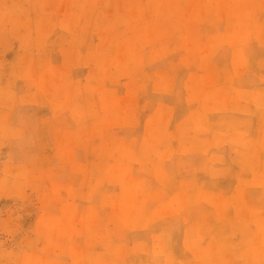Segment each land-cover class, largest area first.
Segmentation results:
<instances>
[{
    "label": "rangeland",
    "instance_id": "obj_1",
    "mask_svg": "<svg viewBox=\"0 0 264 264\" xmlns=\"http://www.w3.org/2000/svg\"><path fill=\"white\" fill-rule=\"evenodd\" d=\"M263 7L0 0V264H264Z\"/></svg>",
    "mask_w": 264,
    "mask_h": 264
},
{
    "label": "bare ground",
    "instance_id": "obj_2",
    "mask_svg": "<svg viewBox=\"0 0 264 264\" xmlns=\"http://www.w3.org/2000/svg\"><path fill=\"white\" fill-rule=\"evenodd\" d=\"M54 2H55V1H54ZM237 2H238V0H237ZM244 3H245V2H244ZM209 4H210V3H209ZM224 5H227V3H225ZM234 5H236V4H234ZM238 5H239V4L237 3L236 6H238ZM258 6H259V5H258ZM259 7H260V6H259ZM230 8H232V7H230ZM263 8H264V7H263ZM249 9H250V8H249ZM249 9H248V10H249ZM255 9H256V8H255ZM259 9H261V7H260ZM228 10L230 11V12L228 11L229 13L233 12L232 9H228ZM238 10H239V8H238ZM241 10H242L243 12H242ZM241 10H240V12H242L243 15H244V8H241ZM250 10H251V9H250ZM252 10H253V9H252ZM252 10H251L250 12H252ZM257 11H258V9H257ZM261 11H263V10H261ZM236 12H237V11H236ZM238 12H239V11H238ZM238 12H237V16H236V17H239V16H238ZM240 12H239V13H240ZM246 12H248V11H246ZM258 12H259V11H258ZM136 13H138V12H137V11L134 12V15H135ZM255 13H256V12H255ZM246 14H248V13H245V15H246ZM250 14L252 15V13H250ZM156 15H157V14H156ZM240 15H241V13H240ZM110 16H111V15H110ZM116 16H117V15H116ZM258 16H259V15H258ZM260 16H261V15H260ZM106 17H107V16H106ZM136 17H137V16H136ZM142 17H143V16H142ZM240 17H241V16H240ZM253 17H254V16H253ZM243 18H244V17H243ZM115 19H116V18H115ZM115 19H114V20H115ZM236 19H237V18H236ZM240 19H241L240 21H242V17H241ZM255 19H256V17H255ZM252 20H253V19H252ZM244 21H245V20H244ZM258 21H259V18H258ZM234 22H235V21H234ZM237 22H238V21H237ZM245 22H246V21H245ZM255 22H256V20H255ZM115 23H116V22H115ZM137 23H138V22H137ZM238 23H239V22H238ZM238 23H236L237 27H238V25L240 24V23H239V24H238ZM243 23H244V22H243ZM249 23H250V22H249ZM253 23H254V22H253ZM111 24H112V23H111ZM113 24H114V23H113ZM130 24H131V23H130ZM139 24H140V23H139ZM141 24H142V22H141ZM241 24H242V23H241ZM241 24H240V25H241ZM256 24H257V23H256ZM263 24H264V23H263ZM135 25H136V24H135ZM236 25L234 24V27H232V28H236V27H235ZM251 25H252V27H253V24H251ZM251 25H250V26H251ZM258 25H259V24H258ZM261 25H262V24H261ZM247 26H249V25H246V27H245L244 24H243L244 29H245V28H248ZM256 26H257V25H256ZM142 27H143V25H142ZM258 27H259V26H258ZM149 28H150V27H149ZM240 28H242V25H241ZM249 28H250V27H249ZM147 29H148V28H147ZM242 29H243V28H242ZM242 29H240V30L242 31ZM250 29H251V28H250ZM250 29H249V30H250ZM145 30H146V29H145ZM238 30H239V29H236V32H237ZM247 30H248V29H246L245 32H246ZM251 30H252V29H251ZM148 31H149V30H148ZM241 31H238L237 33H240V34H247V32H246V33H243V32L241 33ZM248 32H250V31H248ZM112 33H113V32H112ZM232 34H233V33H232ZM232 34H231V36H232ZM262 34H263V33H262ZM235 35H236V34H235ZM248 35H249V34H248ZM260 35H261V34H260ZM233 36H234V34H233ZM233 36H232L231 38H233ZM258 36H259V35H258ZM239 37H240V36H239ZM244 37H245V36L243 35L242 38L244 39ZM249 38H250V37H249ZM251 38H252V37H251ZM236 39L240 40L239 38H236ZM236 39H235V42L233 41V43L238 42V41H236ZM243 39H241V40L243 41ZM257 39H259V37H258ZM257 39H256V40H257ZM145 40H146V39H145ZM147 40H150V39H147ZM263 40H264V39H262V41H263ZM230 41H231V40H230ZM257 41H258V40H257ZM260 41H261V40H260ZM142 42H143V41H142ZM144 42H145V41H144ZM231 42H232V41H231ZM258 42H259V41H258ZM140 43H141V42H140ZM148 44H149V43H148ZM229 45H230V44H229ZM236 46H237V45H236ZM239 46H241V45H239ZM242 46H243V45H242ZM247 46H248V45H247ZM229 47H230V46H229ZM231 47H232V46H231ZM233 47H235V46L233 45ZM105 48H106V47H105ZM140 49H141V48H140V46H139V50H140ZM230 49H231V48H230ZM101 50H103V49H101ZM256 51H257V49H256ZM263 51H264V50H263ZM243 54H244V53H243ZM89 56H92V55H89ZM243 56H244V55H243ZM88 58H89V57H88ZM88 58H87V59H88ZM90 58H91V57H90ZM245 58H246V57H245ZM87 59L85 58V59H82V60H87ZM175 60H176V59H175ZM230 60H231V59H230ZM246 60H247V59H246ZM184 61H186V60H183L182 63H184ZM87 62H88V61H87ZM105 62H106V61H105ZM109 62H110V61H109ZM109 62H108V63H109ZM257 62H258V61H257ZM177 63H180V62L177 61ZM185 63H186V62H185ZM226 63H227V62H226ZM235 64H236V63H235ZM166 65H168V61H167V64H166ZM231 65H232V64H231ZM169 66H170V65H169ZM169 66H168V67H169ZM212 66H213V65H212ZM212 66H211V67H212ZM163 67H164V66H163ZM165 67H166V66H165ZM168 67H167V68H168ZM232 67H233V65H232ZM244 67H245V66H243V68H244ZM167 68H165V69H167ZM209 68H210V67H209ZM209 68H208V71L210 72V69H209ZM258 68H259V67H258ZM241 69H242V68H241ZM235 70H236V69H235ZM245 70H246V69H245ZM259 70H260V69H259ZM211 71H212V69H211ZM213 71H214V68H213ZM213 71H212V76H213L212 78L215 77V76L213 75L215 72L213 73ZM100 72H101V71H100ZM235 72H236V71H235ZM106 73H107V72H106ZM158 73H159V72L157 71V74H158ZM217 73H218V72H217ZM217 73H216L215 75H217ZM227 73H228V72H227ZM96 74H97V73H96ZM161 74L163 75V73H159V76H162ZM200 74H201V73H200ZM204 74H205V73H204ZM204 74H203V75H204ZM209 74H210V73H209ZM224 74H225V73H224ZM233 74H234V73H233ZM233 74H232V75H233ZM237 74H238V73H237ZM240 74H241V73H240ZM240 74H239V75H240ZM248 74H249V73H248ZM93 75H94V74H93ZM105 75H106V74H105ZM210 75H211V74H210ZM210 75H209V76H210ZM235 75H236V74H235ZM235 75H234V76H235ZM249 75H250V74H249ZM254 75H255V74H254ZM254 75L252 74L251 76H254ZM96 76L99 77V74H97ZM96 76L94 75V77H96ZM100 76H102V75H100ZM247 76H248V75H247ZM94 77H93V78H94ZM199 77H200V78H198L197 81H198L199 79H201V76H199ZM202 77H203V76H202ZM169 78H171V77H169ZM205 78H206V77H205ZM207 78H208V77H207ZM210 78H211V77H210ZM210 78H208V79H210ZM212 78H211V79H212ZM254 78H255V76H254ZM94 79H95V78H94ZM94 79H93V80H94ZM167 79H168V78H167ZM167 79L165 78L166 81H167ZM202 79H203V78H202ZM216 79H217V78H216ZM100 80H101V79H100ZM155 80H156V78H155ZM159 80H160V78H159ZM162 80H163V76H162ZM165 80H164L163 83H161L160 85L164 86V85H165L164 83L166 82ZM171 80H172V79H171ZM187 80H188V79H187ZM190 80H191V79H190ZM192 80H193V79H192ZM192 80H191V83H192V84L189 85L190 87H191V85H193V84H198V85H199V84L201 83V82H200L201 80L198 81L199 83H198L197 81H196L195 83H193ZM195 80H196V79H195ZM96 81H97V80H96ZM157 81H158V80H157ZM157 81H156V82H157ZM168 81L170 82L169 79H168ZM175 81H176V80H175ZM193 81H194V80H193ZM203 81H205V80L203 79ZM217 81H218V80H217ZM224 81H225V80H224ZM156 82H154L153 85H157V84L159 85V82H158L157 84H156ZM169 82H166V83L169 84ZM209 82H210V81H209ZM226 82H228V81L226 80ZM226 82H225V83H226ZM171 83H173V81H172ZM171 83H170V84H171ZM182 83H184V82H182ZM203 83H204V82H202V85H203ZM205 83H206V82H205ZM219 83H221V82H219ZM225 83H223V84H225ZM96 84H97V83H96ZM163 84H164V85H163ZM175 84H176V83H175ZM184 84H185V83H184ZM187 84H188V83H187ZM251 84H253V83H251ZM251 84H250V85H251ZM257 84H258V83H257ZM178 85L180 86V84H178ZM207 85H208V81H207ZM216 85H217V84H216ZM219 85H220V84H219ZM253 85H254V84H253ZM261 85H262V84H261ZM85 86H86V85H85ZM166 86H167V85H166ZM170 86H172V84H171ZM86 87H87V86H86ZM95 87L97 88V86H95ZM95 87H94V88H95ZM193 87H194V86H193ZM197 87H198V86H197ZM199 87H200V85H199ZM233 87H234V86H233ZM163 88H165V87H163ZM169 88H170V87H169ZM191 88H192V87H191ZM259 88H262V87H259ZM172 89H173V88H172ZM193 89H194V88H193ZM193 89H192V90H193ZM252 89H253V87H252ZM263 89H264V88H263ZM263 89H261L260 91H262ZM93 90H94V89H93ZM194 90H195V89H194ZM194 90H193V91H194ZM238 90H239V91H238ZM240 90H241V89H237V92H240ZM165 91H167L166 88H165ZM190 91H191V90H189L188 94L190 93ZM246 91L249 92V90H246ZM196 92H197V91H196ZM250 93H251V92H250ZM165 94H166V93H165ZM242 94H243V93H242ZM189 95H190V94H189ZM250 95H252V93H251ZM238 96H240L239 93H238ZM248 96H249V95H248ZM188 98H189V97H188ZM188 98H186V99H188ZM197 98H198V97H197ZM200 98H201V97H200ZM200 98H199V99H200ZM248 98H249V97H248ZM250 98H251V97H250ZM250 98H249V100H250ZM193 99H194V97H193ZM202 99H203V98H202ZM202 99H200V100H202ZM205 99H206V98H205ZM212 99H213V98H212ZM214 99H216V98H214ZM214 99H213V100H214ZM239 99H240V98H239ZM251 99H253V97H252ZM219 100H220V98H219ZM234 100H236V99H234ZM253 100H254V99H253ZM194 101H196V98H195ZM215 101H216V100H215ZM237 101H238V100H237ZM239 101L241 102V99H240ZM242 101H243V99H242ZM198 102H199V101H198ZM201 102H202V101H201ZM207 102H208V101H207ZM211 102H212V101H211ZM217 102H218V101H217ZM205 103H206V102H205ZM213 103H214V102H213ZM236 103H237V102H236ZM244 103H245V102H244ZM249 103H251V102H249ZM131 104H132V103H131ZM186 104H187V103H186ZM188 104H190V103H188ZM206 104H207V103H206ZM206 104H205V107H206ZM214 104H215V103H214ZM214 104H213V106H214ZM238 104H239V103H238ZM240 104L242 105L243 103H240ZM245 104H246V103H245ZM245 104H244V105H245ZM192 105H193V104H192ZM199 105H200V103H199ZM199 105H197V107H198ZM215 105H216V104H215ZM218 105H220L219 102H218ZM249 105H250V104H249ZM251 105H252V104H251ZM252 106H254V105H252ZM195 107H196V105H195ZM203 107H204V104H203ZM203 107H202V108H203ZM205 107H204V108H205ZM261 107H262V106H261ZM261 107H260V108H261ZM130 108H132V107H130ZM202 108H201V109H202ZM206 108H207V107H206ZM206 108H205V110H206ZM240 108H241V107H240ZM240 108H239V109H240ZM209 109H210V108H209ZM257 109H258V107H257ZM162 110H164V107H162ZM162 110L159 109L160 113H161V112H164V111H162ZM248 110H249V109H248ZM159 111H158V113H159ZM170 111H171V110H170ZM208 112H209V111H208ZM236 112H237V111H236ZM241 112H242V111H241ZM246 112H247V111H246ZM212 113H213V112H212ZM230 113H231V112H230ZM250 113H251V112H250ZM161 114H162V113H161ZM165 114H166V111H165ZM165 114H164V115H165ZM224 114H226V113H224ZM235 114H237V113H235ZM246 114H247V113H246ZM159 115H160V114H159ZM167 115H168V112H167ZM167 115H166V117H167ZM217 115H218V114H217ZM230 115H231V114H230ZM240 115H243V114H240ZM240 115H239V116H240ZM169 116H171V115H169ZM189 116H190V115H189ZM155 117H156V116H155ZM171 117H172V116H171ZM213 117H214V116H213ZM218 117H219V115H218ZM221 117H222V116H221ZM231 117H233V116H231ZM241 117H242V116H241ZM158 118H159V117H158ZM211 118H212V117H211ZM219 118H220V117H219ZM223 118H226L225 115H224ZM243 118H244V117H243ZM253 118H254V117H253ZM156 119H157V118H156ZM163 119H164V118H163ZM163 119H162V121H163ZM236 119H237V118H236ZM239 119H240V118H239ZM245 119H246V118H245ZM249 119H250V118H249ZM165 120H167V119H165ZM165 120H164V121H165ZM226 120H227V118H226ZM243 120H244V119H243ZM246 120H247V119H246ZM152 121H153V119H152ZM164 121H163V122H164ZM211 121H212V120H211ZM214 121H215V118H214ZM214 121H213V122H214ZM223 121H224V120H223ZM250 121H251V120H250ZM250 121H249V122H250ZM153 122H154V121H153ZM169 122H170V121H169ZM169 122H168V123H169ZM213 122H212V123H213ZM220 122H222V121H220ZM253 122H254V121H253ZM210 123H211V122H210ZM218 123H219V122H218ZM218 123H216V124H218ZM258 123H259V122H258ZM149 124H150V123H149ZM214 124H215V123H214ZM223 124H225V121H224ZM226 124H227V123H226ZM244 124H247V125H248L247 121L244 122ZM254 124H255V123H254ZM87 125H89V124H87ZM87 125H86V126H87ZM220 125H222V124H219L218 126H220ZM237 125H238V123H237ZM249 125H250V124H249ZM151 126H152V125H151ZM168 126H170V125H168ZM214 126H215V125H214ZM244 126H245V125H244ZM152 127H154V126H152ZM155 127H156V126H155ZM234 127H236V126H234ZM216 128H217V127H216ZM237 129H238V128H237ZM260 129H261V128H260ZM88 130H90V129H88ZM156 130H157V129H156ZM168 130H169V129H168ZM256 130H257V129H256ZM85 131H86V129H85ZM209 131H210V130H209ZM235 131H236V130H235ZM237 131H238V130H237ZM239 131H241V130H239ZM242 131H243V130H242ZM218 132H219V131H218ZM221 132H222V131H221ZM221 132H220V133H221ZM258 132H261V131H258ZM213 133H214V131H213ZM222 133H223V132H222ZM247 133H248V132H247ZM208 134H209V133H208ZM215 134H216V133H215ZM217 134H219V133H217ZM239 134H240V133H239ZM225 135H226V134H225ZM244 135H245V134H244ZM257 135H258V134H257ZM257 135H256V137H257ZM212 136H213V134H212ZM227 136L229 137V134H228ZM239 136H240V135H239ZM242 136H243V135H242ZM235 137L238 138L237 135H236ZM258 137H259V135H258ZM215 138H216V136H215ZM215 138H214V139H215ZM242 138H243V137H242ZM242 138H241V139H242ZM110 139H111V138H110ZM214 139H213V140H214ZM235 139H236V138H235ZM235 139H234V140H235ZM241 139H240V140H241ZM243 139H244V138H243ZM213 140H212V141H213ZM246 140H247V139H246ZM105 141H106V140H105ZM110 141H111V140H110ZM204 141H205V140H204ZM253 141H254V140H253ZM255 141H256V140H255ZM207 142H208V141H207ZM228 142H229V141H228ZM257 142H258V140H257ZM164 143H165V142H164ZM164 143H163V145H164ZM258 143H259V142H258ZM258 143H257V144H258ZM260 143H264V142L261 141ZM147 144H148V143H147ZM152 144H153V143H152ZM154 144H155V143H154ZM167 144H169V143H167ZM171 144H172V143H171ZM200 144H201V143H200ZM208 144H209V142H208ZM104 145H105V144H104ZM104 145H103V146H104ZM159 145H160V144H159ZM236 145H238V144H236ZM139 146H140V145H139ZM169 146L171 147L172 145H169ZM169 146H168V147H169ZM209 146H210V145H209ZM222 146H223V145H222ZM258 146H259V145H258ZM119 147H120V146H119ZM143 147H144V146H143ZM151 147H152V146H151ZM154 147H155V146H154ZM164 147H165V145H164ZM164 147H163V148H164ZM214 147H215V146H214ZM261 147H262V146H261ZM152 148H153V147H152ZM200 148H201V147H200ZM219 148H220V147H219ZM125 149H126V148H125ZM171 149H172V147H171ZM204 149H205V148H204ZM216 149H217V148H216ZM251 149H252V148H251ZM253 149H254V147H253ZM253 149H252V150H253ZM262 149H263V148H262ZM105 150H107V149H105ZM127 150H129V149H127ZM127 150H126V151H127ZM144 150H146V149H144ZM155 150H156V149H155ZM155 150H154V151H155ZM172 150H173V149H172ZM230 150H232V149H230ZM260 150H261V148H260ZM119 151H120V150H119ZM119 151H118V152H119ZM126 151H125V152H126ZM132 151H133V150H131V151H129V152L131 153ZM138 151H139V150H138ZM141 151H142V150H141ZM173 151H175V150H173ZM216 151H217V150H216ZM255 151H256V150H255ZM107 152H108V151H107ZM145 152H146V151H145ZM151 152H152V151H151V149H150V154H151ZM170 152H171V151H170ZM199 152H200V151H199ZM218 152H219V150H218ZM218 152H217V153H218ZM227 152H229V151H227ZM108 153H109V152H108ZM126 153H128V151H127ZM130 153H129V154H130ZM195 153H197V152H195ZM195 153H193V154H195ZM219 153H220V152H219ZM158 154H159L158 156L160 157V155L163 154V152H162V153L159 152ZM164 154H165V153H164ZM214 154H216V153H214ZM214 154H213V155H214ZM222 154H223V153H222ZM222 154H221V155H222ZM236 154H237V153H236ZM131 155H132V154H131ZM131 155H129V156H131ZM133 155H134V154H133ZM133 155H132V156H133ZM169 155H170V154H169ZM175 155H176V154H175ZM228 155H229V153H228ZM129 156L126 157V155H125L124 158H130ZM132 156H131V157H132ZM153 156H154V155H153ZM153 156H152V157H153ZM176 156H178V155H176ZM179 156H180V155H179ZM229 156H230V155H229ZM107 157H108V156H107ZM134 157H135V156H134ZM134 157H132V159H134ZM162 157H163V156H162ZM162 157H160V158L162 159ZM165 157H166V155H165ZM187 157H188V154H187ZM96 158H97V157H96ZM100 158H101V157H100ZM118 158H119V157H118ZM124 158H122V159H124ZM142 158H143V157H142ZM150 158H151V156H150ZM154 158H155V157H154ZM209 158L211 159V157H209ZM209 158H208V160H210ZM215 158H216V156H215ZM219 158H220V157H219ZM98 159H99V157H98ZM135 159H136V157H135ZM135 159H134V160H135ZM152 159H153V158H152ZM195 159H196V158H195ZM212 159H213V158H212ZM231 159H232V158H231ZM100 160H101V159H100ZM100 160H99V161H100ZM130 160H131V158H130ZM134 160H133V162H134ZM149 160H151V159H149ZM163 160H164V159H163ZM175 160H176V159H175ZM97 161H98V160H97ZM139 161H140V160H139ZM182 161H183V160H182ZM188 161H189V160H188ZM217 161H219V159H218ZM133 162H132V163H133ZM140 162H142V161H140ZM158 162H159V161H158ZM164 162H165V161H164ZM184 162H185V161H184ZM213 162H214V161H213ZM98 163H100V162H98ZM128 163H129V159H128ZM136 163H137V162H136ZM208 163H209V162H208ZM210 163H211V162H210ZM222 163H224V162L222 161ZM109 164H110V162H109ZM111 164H115V163H111ZM133 164H134V163H133ZM160 164H161V162H160ZM162 164H163V163H162ZM185 164H186V163H185ZM124 165H125V164H124ZM213 165H214V163H213ZM223 165H224V164H223ZM137 166H138V165H137ZM137 166H136V168H137ZM152 166H153V165H152ZM158 166H159V165H157V167H158ZM165 166H167V165H165ZM190 166H191V165H190ZM228 166H229V165H228ZM123 167L126 168V166H123ZM123 167H122V168H123ZM109 168H110V167H109ZM112 168H113V167H112ZM128 168H129V167H128ZM140 168H142V167H140ZM140 168H139V169H140ZM167 168H168V167H167ZM167 168H166V169H167ZM233 168H235V167H233ZM236 168H237V167H236ZM143 169H144V168H143ZM143 169H141V170H143ZM162 169H163V168H162ZM192 169H193V167H192ZM97 170H98V168H97ZM101 170H102V169H101ZM130 170H131V169H130ZM137 170H138V169H137ZM152 170H153V168H152ZM152 170H151V171H152ZM173 170H174V169H173ZM181 170H182V169H181ZM135 171H136V170H135ZM143 171H144V170H143ZM190 171H191V170H190ZM109 172H110V171H109ZM118 172H119V171H118ZM138 172H139V171H138ZM165 172H166V171H165ZM168 172H169V170H168ZM180 172H181V171H180ZM141 173H142V171H141ZM156 173H157V172H156ZM156 173L154 172V175H156ZM160 173H161V171H160ZM181 173H182V172H181ZM192 173H193V172H192ZM192 173H191V174H192ZM100 174H101V173H100ZM135 174H136V173H135ZM150 174H151V172H150ZM169 174H170V173H169ZM173 174H174V173H173ZM243 174H244V173H243ZM166 175H167V174H166ZM171 175H172V174H171ZM174 175H175V174H174ZM196 175H197V173H196ZM206 175H207V174H206ZM158 176H159V175H158ZM161 176H162V175H160L159 177L162 179ZM180 176H181V175H180ZM194 176H195V174H194ZM131 177H132V175H131ZM133 177H134V176H133ZM156 177H157V176H156ZM159 177H157V178H159ZM196 177H197V176H196ZM160 178H159L160 182H161V181L163 182V180H161ZM166 178H167V177H166ZM176 178H178V177H176ZM179 178H180V177H179ZM254 178H255V177H254ZM256 178H257V177H256ZM260 178H261V177H260ZM108 179H109V178H108ZM135 179L137 180L138 178L136 177ZM140 179H141V177H140ZM168 179H169V178H168ZM168 179H167V180H168ZM172 179H173V178H172ZM197 179H198V178H197ZM207 179H208V178H207ZM214 179H215V178H214ZM214 179H213V180H214ZM115 180H116V179H115ZM115 180H114V181H115ZM141 180H145V179L142 178ZM141 180H139V182H144V181H141ZM146 180H147V179H146ZM156 180H157V179H156ZM170 180H171V179H170ZM174 180H175V178H174ZM174 180H173V181H174ZM193 180H194V179H193ZM210 180H211V179H210ZM216 180H217V178L215 179V181H216ZM219 180H220V179H219ZM255 180H256L255 182H258L257 179H255ZM108 181H110V180H108ZM111 181H112V180H111ZM157 181H158V180H157ZM182 181H183V180H182ZM119 182H120V181H119ZM150 182H152V181H150ZM158 182H159V181H158ZM253 182H254V181H253ZM253 182H252V183H253ZM110 183H114V182H110ZM117 183H118V182H117ZM123 183H124V182H123ZM131 183H132V182H131ZM133 183H135V182L133 181ZM145 183H146V182H145ZM145 183H144V184H145ZM182 183H183V182H182ZM196 183H197V182H196ZM203 183H204V182H203ZM203 183H202V184H203ZM209 183H210V182H209ZM213 183H214V181H213ZM213 183H212V184H213ZM215 183H216V182H215ZM222 183H223V182H222ZM118 184H119V183H118ZM149 184H150V183H149ZM205 184H206V183H205ZM232 184H233V183H232ZM254 184H256V183H254ZM107 185H108V184H107ZM107 185L105 184V186H107ZM136 185H137V184H136ZM155 185H156V184H155ZM172 185H173V184H172ZM172 185H171V186H172ZM192 185H193V188H195V187H194V183H193ZM192 185H191V186H192ZM233 185H234V184H233ZM250 185H252L251 182H250ZM256 185H257V184H256ZM108 186H109V185H108ZM146 186H148V184H147ZM208 186H209V185H208ZM210 186H211V185H210ZM210 186H209V187H210ZM235 186H237V185H235ZM109 187H110V186H109ZM113 187H114V185H113ZM131 187H132V185H131ZM144 187H145V186H144ZM144 187H143V188H144ZM227 187H228V185H227ZM229 187H232V186H229ZM229 187H228V188H229ZM256 187H257V186H256ZM258 187H259V186H258ZM147 188H148V187H147ZM182 188H183V187H181L180 189H182ZM212 188H213V187H212ZM224 188H225V187H224ZM228 188H227V189H228ZM183 189H184V188H183ZM216 189H218V188H216ZM227 189H225V190H227ZM231 189H232V188H231ZM235 189H237V188L235 187ZM142 190H143V189H142ZM145 190H146V189H145ZM145 190H143V192H144ZM147 190H148V189H147ZM149 190H150V189H149ZM149 190H148V191H149ZM201 190H202V189H201ZM203 190H204V189H203ZM137 191H138V190H137ZM148 191H146V192H148ZM236 191H237V190H236ZM180 192H181V190H180ZM192 192H193V191H192ZM216 192H217V191H216ZM169 193H170V192H169ZM175 193H176V192H175ZM175 193H174V194H175ZM226 193H227V192H226ZM235 193H236V192H235ZM174 194H173V195H174ZM199 194H200V193H199ZM181 195H182V194H181ZM183 195H184V194H183ZM183 195H182V196H183ZM189 195H191V193H189ZM211 195H212V194H211ZM222 195H223V193H222ZM138 196H139V194H138ZM140 196H141V195H140ZM178 196H179V195H178ZM215 196H216V195H215ZM96 197H97V196H96ZM136 197H137V195H136ZM141 197H142V196H141ZM183 197H184V196H183ZM189 197H190V196H189ZM216 197H218V196H216ZM225 197H226V196H225ZM225 197H224V198H225ZM98 198H99V197H98ZM114 198H116V197H114ZM114 198H113V199H114ZM137 198H138V197H137ZM191 198H192V197H191ZM224 198H222V200H224ZM226 198H228V196H227ZM238 198H239V197H237V199H238ZM113 199H112V200H113ZM147 199H148V198H147ZM147 199H146V200H147ZM180 199H181V200H180ZM180 199L177 198V200H178L179 202H182V201L184 200V199H182V198H180ZM187 199H188V198H187ZM209 199H210V198H209ZM229 199H230V198H229ZM237 199H236V200H237ZM97 200H98V199H97ZM165 200H166V199H165ZM177 200H176V202H178ZM210 200H211V199H210ZM216 200H217V198H216ZM222 200H220L221 203H222ZM188 201H189V200H188ZM188 201H187V200H186V201L184 200L185 203H187ZM237 201H238V200H237ZM148 202H149V201H148ZM163 202H164V201H163ZM165 202H166V201H165ZM174 202H175V201H174ZM176 202H175V203H176ZM189 202H190V201H189ZM189 202H188V203H189ZM220 202H219V203H220ZM96 203H98V202H96ZM115 203H116V202H115ZM185 203H184V204H185ZM236 203H237V202H236ZM153 204H154V202H153ZM166 204L169 205V208H170L171 205H172V204L170 205V203H166ZM98 205H100V204H98ZM138 205H139V203H138ZM147 205H149V203H148ZM151 205H152V203H151ZM163 205H164V204H163ZM168 205H166V206H167L166 208H168ZM185 205H186V204H185ZM223 205H224V204H223ZM228 205H229V204H228ZM237 205H240V204H237ZM90 206H91L92 208L94 207V205H93V206L90 205ZM95 206H96V205H95ZM164 206H165V205H164ZM177 206H179V205L177 204ZM204 206H205V205H204ZM211 206H213V205H211ZM258 206H259V205H258ZM133 207H134V206H133ZM151 207H152V206H151ZM181 207H182V206H181ZM186 207H187V206H186ZM186 207H185V209L188 208V207H187V208H186ZM230 207H231V206H230ZM230 207H228V208L230 209ZM95 208H96V207H95ZM100 208H102V207H100ZM115 208H116V207H115ZM162 208H163V207H162ZM172 208H174V207H172ZM172 208H171V209H172ZM216 208H218V207H216ZM103 209H104V208H103ZM109 209H110V207H109ZM112 209H113V208H112ZM148 209H149V208H148ZM175 209H176V208H175ZM179 209H180V210H179ZM179 209H178L179 212H181V209L183 210V209H184V206H183V208H179ZM258 209H259V207H258ZM100 210H101V209H100ZM125 210H126V209H125ZM131 210H132V209H130V210H128V211L126 210V211L129 212V211H131ZM145 210H146V208H145ZM173 210H174V209H173ZM215 210H217V211L220 210V207H219V209H215ZM222 210H223V209H222ZM86 211L88 212L89 209L86 210ZM90 211H91V210H90ZM90 211H89V213H91ZM93 211H94V210H93ZM95 211H96V210H95ZM132 211H133V210H132ZM228 211H229V210H228ZM258 211L260 212V210H258ZM103 212H104V211H103ZM117 212H118V208H117ZM134 212H136L135 209H134ZM134 212H132V214H133ZM179 212H177V214H178ZM221 212H222V211H221ZM89 213H86V214H89ZM93 213H94V212H93ZM120 213H122V212H120ZM123 213H124V212H123ZM123 213H122V214H123ZM166 213H167V212H166ZM116 214H117V213H116ZM136 214H139V213L137 212ZM136 214H135V215H136ZM140 214H141V213H140ZM140 214H139V216H140ZM154 214H155V213H154ZM177 214H176V215H177ZM227 214H228V213H227ZM94 215H95V214H94ZM120 215H121V214H120ZM120 215H117V216L120 217ZM173 215H174V214H173ZM216 215H217V214H216ZM91 216H92V215H91ZM96 216H97V215H95L94 217H96ZM121 216H123V215H121ZM141 216H142V215H141ZM149 216H150V215H149ZM167 216H168V215H167ZM167 216H166V217H167ZM170 216H171V215H170ZM92 217H93V216H92ZM124 217H125V215H124ZM124 217H122V219H125V218H126V217H125V218H124ZM133 217H135V216H133ZM143 217L146 218L145 215H144ZM152 217H153V216H152ZM88 218H90V217H88ZM120 218H121V217H120ZM144 218H143V219H144ZM158 218H159V217H158ZM160 218H161V217H160ZM169 218H170V217H169ZM177 218H178V217H177ZM177 218H176V219H177ZM90 219H91V218H90ZM90 219H89V220H90ZM109 219H110V218H109ZM118 219H119V218H118ZM129 219H131V217H130ZM149 219H151V218H149ZM149 219H148V220H149ZM166 219L168 220V218H166ZM174 219H175V218H174ZM136 220H138V216H137ZM136 220H135V221H136ZM154 220L156 221V219H154ZM158 220H159V219H158ZM170 220H172V219L170 218ZM209 220H210V219H209ZM92 221H93V219H92ZM102 221H103V220H102ZM155 221H154V222H155ZM174 221H175V220H174ZM107 222H108V221H107ZM151 222H152V221H151ZM160 222H161V221H159L158 224H159ZM172 222H173V221H172ZM177 222H178V221H177ZM240 222H241V221H240ZM240 222H239V223H240ZM242 222L244 223V222H246V221H242ZM93 223H94V222H93ZM111 223H113V222H111ZM144 223H146V221H145ZM147 223H150V221H147ZM147 223H146V226H147ZM155 223H156V222H155ZM95 224H96V222H95ZM130 224H131V223H130ZM133 224H134V223H133ZM135 224H136V223H135ZM135 224H134V226L132 225V226H133L132 228L135 227ZM139 224H141V223H139ZM139 224H138V225H139ZM158 224H157V225H158ZM160 224H161V223H160ZM241 224H242V223H241ZM247 224L250 226L249 228H251V224H249L248 221H247ZM247 224H245V225H247ZM104 225H105V223H104ZM157 225H156V226H157ZM172 225H173V224H172ZM96 226H97V225H96ZM144 226H145V225H144ZM144 226L142 225V227H144ZM154 226H155V225H154ZM177 226H178V224H177ZM242 226L244 227V224L240 226L241 229H242ZM97 227H99V226H97ZM117 227H118V226H117ZM147 227H148V226H147ZM93 228H94V227H93ZM93 228H92V229H93ZM95 228H96V227H95ZM132 228H131V229H132ZM135 228H136V227H135ZM155 228H156V227H155ZM157 228H158V227H157ZM181 228H182V226H181ZM236 228H237V227H236ZM236 228H235V229H236ZM249 228H248V229H249ZM123 229H124V228H123ZM251 229H252V228H251ZM253 229H254V228H253ZM97 230H98V229H97ZM142 230H143V229H142ZM154 230H155V229H154ZM255 230H256V229H255ZM131 231H132V230H131ZM135 231H136V230H135ZM137 231H138V230H137ZM178 231H179V230H178ZM245 231H246V230H245ZM101 232H102V230H101ZM94 233H95V232H94ZM94 233H93V236L96 235V233H95V234H94ZM102 233H103V232H102ZM106 233H109V232H106ZM106 233H105V234H106ZM125 233H126V232H125ZM97 234H98V231H97ZM105 234L103 233V235H105ZM127 234H128V233H127ZM156 234H157V233H156ZM168 234H169V233H168ZM182 234H183V233H182ZM158 235H159V234H158ZM158 235H157V236H158ZM198 235H199V234H198ZM234 235H235V234H234ZM258 235H259V234H258ZM96 236H97V235H96ZM100 236H101V235H100ZM129 236H130V235H129ZM135 236H136V235H135ZM161 236H163V235H161ZM169 236H170V235H169ZM182 236H183V235H182ZM213 236H214V235H213ZM232 236H233V235H232ZM97 237H98V236H97ZM97 237H96V239H97ZM144 237H145V236H144ZM170 237H171V236H170ZM201 237H202V236H201ZM203 237H204V236H203ZM208 237H209V236H208ZM236 237H237V234H236ZM78 238H79V237H78ZM90 238H91V237H90ZM131 238H133V237H131ZM137 238H138V237H137ZM220 238H222V237L220 236L219 239H220ZM223 238H224V236H223ZM223 238H222V240H223ZM225 238H226V236H225ZM115 239H116V238H115ZM176 239H177V238H176ZM205 239H206V238H205ZM90 240H91V239H90ZM110 240H111V239H110ZM220 240H221V239H220ZM226 240H227V239H226ZM94 241H95V240H94ZM100 241H102V240H100ZM148 241H149V240H148ZM176 241H177V240H176ZM214 241H215V239H214ZM92 242H93V241H92ZM95 242H98V240L95 241ZM137 242H138V241H137ZM212 242H213V240H212ZM254 242L257 243L256 240H254ZM120 243H122V242H120ZM126 243H127V242H126ZM138 243H139V242H138ZM146 243H147V242H146ZM177 243H178V241H177ZM213 243H214V242H213ZM216 243H217V242H216ZM223 243H226V242H223ZM140 244H141V243H140ZM204 244H205V243H204ZM258 244H259V243H258ZM136 245H138V244L136 243ZM141 245H142V244H141ZM144 245H145V244H144ZM210 245H211V244H210ZM212 245H214V244H212ZM225 245H226V244H225ZM126 246H127V245H126ZM138 246H140V245H138ZM226 246H227V248H228V244H227ZM213 248H214V247H212L210 250L212 251ZM224 248H225V247H224ZM127 249H129V248H127ZM147 249H148V248H147ZM149 249H150V248H149ZM149 249H148V250H149ZM145 250H146V249H145ZM148 250H147V251H148ZM213 250H214V249H213ZM225 250H226V249H225ZM130 251H132V250L130 249ZM134 251H135V250H134ZM204 251H205V250H204ZM208 251H209V250H208ZM148 252H149V251H148ZM127 254H128V253H127ZM129 255H130V254H129ZM131 258H132V257H131ZM103 259L105 260V258H103ZM134 259H135V258H134ZM131 260H132V259H131ZM131 260H130V261H131ZM105 261H106V260H105ZM123 261H124V260H123ZM134 262H135V260H134ZM123 263H124V262H123ZM132 264H133V262H132Z\"/></svg>",
    "mask_w": 264,
    "mask_h": 264
}]
</instances>
